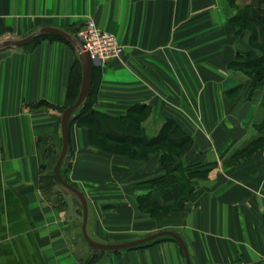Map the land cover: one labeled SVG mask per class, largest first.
I'll return each mask as SVG.
<instances>
[{
  "label": "crops",
  "instance_id": "crops-1",
  "mask_svg": "<svg viewBox=\"0 0 264 264\" xmlns=\"http://www.w3.org/2000/svg\"><path fill=\"white\" fill-rule=\"evenodd\" d=\"M235 13L229 0H0V42L41 27L77 35L88 19L115 34L123 53L99 66L93 108L119 117L145 106L146 135L171 120L192 140L180 161L209 166L190 179L183 209L165 211L183 186L149 182L165 173L159 154L143 160L108 153L90 142L86 128L72 125L63 178L85 195L94 240L173 230L192 264H264V107L243 87L231 91L249 83L230 67L239 43L249 49L230 22ZM76 58L73 45L50 37L0 49V264H186L168 238L93 250L79 237L75 196L54 191L52 200L45 193L56 185L41 177L40 139L58 133L57 107ZM139 198L156 203L155 212L141 209Z\"/></svg>",
  "mask_w": 264,
  "mask_h": 264
},
{
  "label": "trees",
  "instance_id": "trees-1",
  "mask_svg": "<svg viewBox=\"0 0 264 264\" xmlns=\"http://www.w3.org/2000/svg\"><path fill=\"white\" fill-rule=\"evenodd\" d=\"M230 4L233 7H236L237 4L241 6V10L233 15L230 19L232 24L235 23H243V21H248L253 23L256 26V34L257 38H261L260 48H262V52L264 51V0H241L239 3L237 0H229ZM242 21V22H241ZM243 28V24H240ZM240 28V26H239ZM242 30V29H240ZM45 37H50L53 39L61 40L69 45L72 44L64 39L61 36L55 34H43L40 37L35 38L28 44L22 46L24 48H30L35 42ZM254 40V37H252ZM238 58V56H237ZM237 58L233 61L230 67H238L239 69L242 67L239 62H237ZM251 71L247 73L251 74V72H255L257 76V81H260L262 77H264V54L257 58L250 60L249 64ZM246 67V66H245ZM99 66H93V75H92V84L89 95L87 97L86 102L82 105L81 112L74 118H72L69 122L68 128V138H69V130L72 125H77L79 127L86 128L89 135L90 142L104 150L108 153H116L122 154L133 159H148L152 154H159V164L165 171L162 176L158 178H154L149 182L154 186H160L163 189H166L170 185L181 182L182 190L181 196L177 199L176 205L168 206L163 209L165 211H171L174 208L183 209L184 203L188 199L189 194L191 193V181L190 184L187 185L185 189V178L192 179L196 176L203 175L206 173L209 166L207 164H193V168L195 170H191V168H183V163L180 161V156L185 153L192 145L191 138L180 131L175 123L171 120H165L163 125L159 131V133L155 136H148L145 134L144 129L142 127V121L147 117L148 112L145 106L135 105L130 107L126 113L119 117L110 116L104 112H100L93 108L94 104V94L97 87V75L99 72ZM253 69V70H252ZM81 79V69L79 65V61L76 58L74 65L69 74L68 86L65 95V101L62 106H58L60 112H62L66 107L70 106L76 96L78 94L79 86ZM234 88L231 91H236ZM37 106H52L47 102H38ZM262 127H264V121L261 123ZM57 129L59 128L58 121L56 124ZM264 140V137H262ZM41 146V169L42 174L41 177L43 179H48V182L51 181V185H56L55 178L53 175V166L56 162V159L59 154H54L56 144H48V138L43 137L40 139ZM59 148H61V138L58 140ZM60 152V151H59ZM241 152H238L239 155ZM53 162V166L50 169L49 163ZM204 166L203 170H198ZM49 168V169H48ZM63 166L60 168V173L63 177ZM186 172V176H181ZM181 178V179H180ZM183 181V182H182ZM56 191L60 193V190L56 187ZM76 198V197H75ZM77 199V198H76ZM78 201V199H77ZM79 202V201H78ZM139 207L141 209H147L151 214H153L158 206L156 203L148 202L146 198H139ZM80 204V203H79ZM81 207V205H80ZM82 210V208H81ZM164 238H168L170 240L175 241L173 238L163 236L157 239H154L146 244L134 247H142L145 245L152 244L156 240H162ZM90 246V245H89ZM91 247V246H90ZM92 248V247H91ZM93 250L102 253L104 251Z\"/></svg>",
  "mask_w": 264,
  "mask_h": 264
},
{
  "label": "water",
  "instance_id": "water-1",
  "mask_svg": "<svg viewBox=\"0 0 264 264\" xmlns=\"http://www.w3.org/2000/svg\"><path fill=\"white\" fill-rule=\"evenodd\" d=\"M55 34L63 37L69 41L74 48L76 49L77 59L79 61L81 69V79L78 94L74 102L66 107L60 114L58 119L59 133L61 138V148L59 155L56 159V162L53 166V175L56 182V187L64 195H73L75 196L82 208V223H81V233L85 242L90 245L92 248L100 251H122L126 249H131L143 244H146L154 239L159 237L167 236L173 238L180 246L186 264H192L190 260L189 250L183 238L173 230H159L148 234L143 237L121 241V242H100L91 238L87 232V222H88V204L85 195L75 186L68 183L61 175L60 168L61 166L66 165L69 160L68 148H69V138H68V128L69 122L72 118L76 117L82 109V105L86 102L89 95L91 84H92V75H93V62L89 58L88 54L81 49V43L79 39L62 30L55 27H41L38 30L32 32L26 37L20 39H8L0 42V49L8 47H20L28 44L37 37L42 36L43 34Z\"/></svg>",
  "mask_w": 264,
  "mask_h": 264
},
{
  "label": "rangeland",
  "instance_id": "rangeland-1",
  "mask_svg": "<svg viewBox=\"0 0 264 264\" xmlns=\"http://www.w3.org/2000/svg\"><path fill=\"white\" fill-rule=\"evenodd\" d=\"M240 7L241 6H239V4L236 5V7H235L236 13L238 12V10L239 11L241 10ZM240 24H243L244 25L243 28H242V26ZM233 25L237 29V34H238L239 38L242 37V42L247 41L248 44H249V47H248L249 49H247L246 47H244V45L242 43H241V45H240V43L237 45L236 50L238 51V55H237L238 58L237 57L236 58H237V62H239V64H241L242 67L240 69L238 67H233L232 68L233 70L240 71L243 75L248 76L249 83H247V85H245V86H244V84L241 83L239 86H236L235 88L237 90H239L240 88L243 87L246 90L245 91V96H246L247 99H252V98H255L257 96V100L259 99L260 102H261V106L264 107V77H262V79L260 81H257L258 80L257 79V76L258 75H256L255 72H251V74L247 73L248 71H251L250 66H247V64H249L250 60L257 59V58L261 57L264 54V51L262 52L263 49L260 48L261 46H259L260 45V42H261V38L260 37L257 38L256 26L253 23H250L248 21H243V23H239V25H238V23H235ZM239 26H240V28H239ZM240 29H242V30H240ZM74 36L77 37L76 34H74ZM252 37H254V40H252ZM263 121H264V119L262 120V122ZM59 134L60 133H59V128H58V133L56 134V137L54 138L55 141L52 140V139H50L48 141V144H52V143L56 144L54 154H59V151H60V149H58L59 148L58 140L60 138V135ZM258 148H263V147H257L255 149H251V150H249L247 152V154L248 153L250 154V153L256 151ZM245 155L246 154H244V156ZM244 156H241V157L243 158ZM53 162L54 161L52 160L49 163V165H50L49 168L50 169L53 166ZM186 167L187 168L190 167L191 170H195L193 168L194 166H192V164L186 165L184 163L183 164V168H186ZM198 168H200L198 170L201 171L205 167L204 166H201V167H198ZM63 172L65 173L66 172V169H63ZM181 176L182 177L183 176H186V172H184L183 175H181ZM184 181H185V184H186V187H187V185L190 184V179L185 178ZM44 182L46 184V180L45 179H44ZM50 183H51V181H50ZM44 191H45V193H50L49 196L51 197L52 200L55 199V196L52 195L53 194L52 192L56 191V187L54 189H52V188L48 189V186H45ZM75 200H77V199H75ZM77 204H78L79 212H80V214H82V210H81V207H80V204H79L78 201H77ZM81 222H82V219H80V225H81ZM79 235H80L79 236L80 239L81 240H84L83 237H82V235H81V232L79 233Z\"/></svg>",
  "mask_w": 264,
  "mask_h": 264
},
{
  "label": "built area",
  "instance_id": "built-area-1",
  "mask_svg": "<svg viewBox=\"0 0 264 264\" xmlns=\"http://www.w3.org/2000/svg\"><path fill=\"white\" fill-rule=\"evenodd\" d=\"M77 38L93 65L100 66L119 59L123 53V46L115 34L99 28L93 19L86 20L77 32Z\"/></svg>",
  "mask_w": 264,
  "mask_h": 264
}]
</instances>
